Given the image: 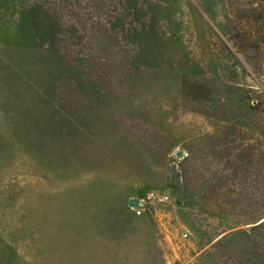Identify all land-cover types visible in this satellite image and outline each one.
Instances as JSON below:
<instances>
[{"label":"rangeland","instance_id":"obj_1","mask_svg":"<svg viewBox=\"0 0 264 264\" xmlns=\"http://www.w3.org/2000/svg\"><path fill=\"white\" fill-rule=\"evenodd\" d=\"M0 264H264V0H0Z\"/></svg>","mask_w":264,"mask_h":264},{"label":"built area","instance_id":"obj_2","mask_svg":"<svg viewBox=\"0 0 264 264\" xmlns=\"http://www.w3.org/2000/svg\"><path fill=\"white\" fill-rule=\"evenodd\" d=\"M148 200H150L153 204L163 205V204H167L169 202V197L164 195V194H158L155 192H151L148 195ZM135 207L138 210L141 209V207H138V206H135ZM184 236L186 237V235H184Z\"/></svg>","mask_w":264,"mask_h":264},{"label":"water","instance_id":"obj_3","mask_svg":"<svg viewBox=\"0 0 264 264\" xmlns=\"http://www.w3.org/2000/svg\"><path fill=\"white\" fill-rule=\"evenodd\" d=\"M176 156H177V157H181V152H177V153H176ZM130 205L133 206V207H135V206L143 207V204L140 203V202H138V201H136V200H131V201H130Z\"/></svg>","mask_w":264,"mask_h":264}]
</instances>
